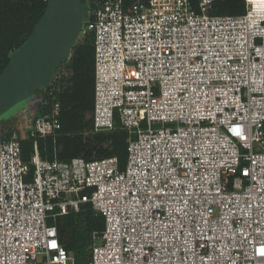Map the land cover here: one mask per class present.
<instances>
[{
    "label": "built area",
    "instance_id": "2783aa9c",
    "mask_svg": "<svg viewBox=\"0 0 264 264\" xmlns=\"http://www.w3.org/2000/svg\"><path fill=\"white\" fill-rule=\"evenodd\" d=\"M215 1L87 9L91 132H128L125 167L116 156L41 157L71 74L55 68L28 132L30 161L17 131L0 141V264H75L56 222L84 204L104 219L90 264H264V2L215 15Z\"/></svg>",
    "mask_w": 264,
    "mask_h": 264
},
{
    "label": "trees",
    "instance_id": "16d2710c",
    "mask_svg": "<svg viewBox=\"0 0 264 264\" xmlns=\"http://www.w3.org/2000/svg\"><path fill=\"white\" fill-rule=\"evenodd\" d=\"M87 9L100 0H81ZM48 0H0V76L7 67L11 54L29 38L43 17ZM245 10L244 0H216L212 14L238 15ZM85 24V18L82 25ZM70 58L56 64H63L71 74L65 79L66 88L58 95L61 124L55 137L38 139L42 158L56 157L61 161L83 157L86 160L116 156L119 168L123 169L127 157L128 132L115 128L110 131L92 133V120L87 114L93 111L94 100V36L92 33L78 35L70 45ZM55 67V68H56ZM49 84L46 86L48 87ZM45 87V88H46ZM42 89H36L35 93ZM10 119L0 121V141L10 136L12 128L7 127ZM21 156L30 161L32 139L28 134L20 138ZM31 176L33 165H30ZM59 241L66 251L74 256L75 264H90L89 247L92 234L104 228L103 216L88 204L77 212L59 216L56 222Z\"/></svg>",
    "mask_w": 264,
    "mask_h": 264
},
{
    "label": "water",
    "instance_id": "95a60500",
    "mask_svg": "<svg viewBox=\"0 0 264 264\" xmlns=\"http://www.w3.org/2000/svg\"><path fill=\"white\" fill-rule=\"evenodd\" d=\"M86 13L81 0H48L43 17L0 76V121L25 110L35 90L47 86L56 64L70 55Z\"/></svg>",
    "mask_w": 264,
    "mask_h": 264
},
{
    "label": "rangeland",
    "instance_id": "374dc122",
    "mask_svg": "<svg viewBox=\"0 0 264 264\" xmlns=\"http://www.w3.org/2000/svg\"><path fill=\"white\" fill-rule=\"evenodd\" d=\"M36 108V104L33 99H31L27 105V108L21 112L20 115V125L24 127L26 131L34 128L33 120L37 112L33 111ZM33 111V112H32ZM25 114V115H23ZM87 117H91V113L87 114Z\"/></svg>",
    "mask_w": 264,
    "mask_h": 264
},
{
    "label": "crops",
    "instance_id": "0c3cea01",
    "mask_svg": "<svg viewBox=\"0 0 264 264\" xmlns=\"http://www.w3.org/2000/svg\"><path fill=\"white\" fill-rule=\"evenodd\" d=\"M61 68H64V65H63V64H59V65L56 67V69H61ZM64 69H66V68H64ZM38 94H39V93H38ZM33 111H35V109H34ZM33 111H32V112H33ZM20 115H21V114L19 113V114L16 115V116H11V120L8 121L7 127H11L12 130L17 131V133L19 134L20 138H22L23 135H24V134H28L29 131H26V130L24 129V127H22V126L20 125ZM23 115H25V114H23ZM9 119H10V118H9Z\"/></svg>",
    "mask_w": 264,
    "mask_h": 264
},
{
    "label": "flooded vegetation",
    "instance_id": "af4514ba",
    "mask_svg": "<svg viewBox=\"0 0 264 264\" xmlns=\"http://www.w3.org/2000/svg\"><path fill=\"white\" fill-rule=\"evenodd\" d=\"M40 91H38L36 94H35V97H33L32 99L34 100L35 104L37 103L38 101V98H39V93Z\"/></svg>",
    "mask_w": 264,
    "mask_h": 264
},
{
    "label": "bare ground",
    "instance_id": "6f19581e",
    "mask_svg": "<svg viewBox=\"0 0 264 264\" xmlns=\"http://www.w3.org/2000/svg\"><path fill=\"white\" fill-rule=\"evenodd\" d=\"M260 1L264 2V0H260Z\"/></svg>",
    "mask_w": 264,
    "mask_h": 264
}]
</instances>
